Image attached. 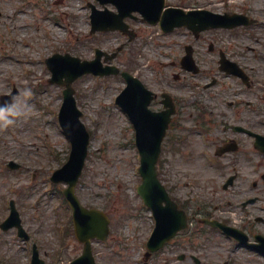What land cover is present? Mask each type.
Here are the masks:
<instances>
[{
	"label": "rangeland",
	"instance_id": "rangeland-1",
	"mask_svg": "<svg viewBox=\"0 0 264 264\" xmlns=\"http://www.w3.org/2000/svg\"><path fill=\"white\" fill-rule=\"evenodd\" d=\"M180 1L168 0V4ZM88 3L103 9L95 0H0V94L16 89L18 97L25 87H31L33 92L28 98L31 111L17 118L15 124L0 127V147L3 145L5 151L18 154L23 167L20 173L0 167V223L8 216L5 202L16 199L23 224L32 235L31 245L39 244L46 264H56L54 258L68 222L67 206L60 194L66 185L53 186L50 176L68 160L71 146L58 124L64 88L49 83L51 73L45 60L56 53L92 60L96 49L112 54L121 47L108 64L129 73L138 72L145 82L152 84L156 78L163 82L164 75L170 82L174 81V71L168 70L166 64L179 48L171 44L170 38L164 37L158 28L139 21L129 23L140 31V42L127 43L118 33L92 35ZM108 8L115 11L112 6ZM252 46L259 49L255 43ZM73 86L77 105L83 112L82 122L91 134L76 193L83 205L102 209L112 220V235L106 244L110 249L104 253V264H137L152 220L149 212L144 211L137 191L142 179L135 133L116 104L126 84L120 76L86 75ZM181 91L188 98L194 95L186 89ZM173 93L179 96L180 89ZM169 155L164 145L158 165L161 173ZM171 156L173 164L168 170L176 171L175 176L172 171L171 180L178 183L180 156L173 153ZM260 229L264 232L263 224L258 226ZM22 241L15 231L0 230V264H30L31 247ZM67 243L66 263L82 251L75 238ZM115 252L122 255L117 258L112 255ZM177 255L178 251L171 252L172 261L177 262ZM235 256L238 258L235 264H264V258L251 251H236Z\"/></svg>",
	"mask_w": 264,
	"mask_h": 264
},
{
	"label": "flooded vegetation",
	"instance_id": "flooded-vegetation-1",
	"mask_svg": "<svg viewBox=\"0 0 264 264\" xmlns=\"http://www.w3.org/2000/svg\"><path fill=\"white\" fill-rule=\"evenodd\" d=\"M168 7L247 17L254 23L196 33L175 28L163 33L179 48L167 64L168 70L174 71V81L164 75L163 82L161 78L154 84L148 82L154 93L150 110L163 112L164 95L171 97L175 112L164 140L170 155L165 157L160 174L166 177L162 178L171 201L185 213L187 227L146 261L235 264L236 251H252L259 245L257 236L264 234L258 230L264 225V0H190L188 4L181 0ZM165 19L166 26H172L174 18L168 15ZM123 36L128 43L141 37L138 31H133L131 38ZM187 47L193 53L195 74L182 67L185 54L179 52L182 48L186 52ZM176 88L179 96L173 93ZM185 89L194 95L182 96ZM3 149L2 145L0 157L7 160V167L14 162V171L20 173L19 155ZM172 153L180 156L178 183L171 180L176 171L168 170L173 164ZM209 222L230 228L231 234ZM154 227L152 224L150 233ZM174 250L178 251L177 262L170 257ZM105 251L102 246L97 249V264L105 263ZM112 255L120 257L116 252Z\"/></svg>",
	"mask_w": 264,
	"mask_h": 264
},
{
	"label": "water",
	"instance_id": "water-1",
	"mask_svg": "<svg viewBox=\"0 0 264 264\" xmlns=\"http://www.w3.org/2000/svg\"><path fill=\"white\" fill-rule=\"evenodd\" d=\"M103 2H114L123 12L118 16V20L125 17V13H129L138 9L150 22L156 23L158 13L163 8L164 4L155 0H102ZM181 14V19L176 23V26L190 25V23L201 21L202 16L208 25L220 26L215 23V19H220L218 16H211L203 12H191L185 14L181 11H176ZM93 17L103 15L99 12H94ZM96 30H116L125 27L120 21H111L107 25H97L94 21ZM103 53L98 52L97 59L93 62H81L78 58L70 55H56L47 60L48 66L53 72L52 82L64 84L67 86L65 91V103L60 113V122L65 130V133L72 142L73 150L70 162L60 171L55 174L54 179L57 182L65 181L70 184L66 194L75 208V225L78 237L82 241H89L90 238H104L108 233V219L101 212L87 211L82 208L75 197L74 189L78 179L82 173L84 162L88 152L89 134L85 126L81 123L80 117L82 113L77 109L76 102L73 97L74 90L71 84L79 77L86 73H94L100 75L117 74L115 68H102L101 57ZM128 81V88L119 97L118 104L131 116L132 120L136 121L138 130V146L142 154L141 174L143 184L139 188V193L144 198L147 205L156 210V216L160 221V230L164 229V223L168 219L160 207V203H156L157 199L166 200L167 196L164 188L161 186L155 171V164L160 151V144L164 135L165 126L160 119L146 115L145 108L148 104L145 94L148 93L142 86L134 80L130 75L124 74ZM145 92V93H144ZM139 102V104H138ZM140 110H145L141 112Z\"/></svg>",
	"mask_w": 264,
	"mask_h": 264
},
{
	"label": "clouds",
	"instance_id": "clouds-1",
	"mask_svg": "<svg viewBox=\"0 0 264 264\" xmlns=\"http://www.w3.org/2000/svg\"><path fill=\"white\" fill-rule=\"evenodd\" d=\"M33 92L25 87L18 97H0V127L7 128L16 123L17 118L31 111L29 99Z\"/></svg>",
	"mask_w": 264,
	"mask_h": 264
}]
</instances>
